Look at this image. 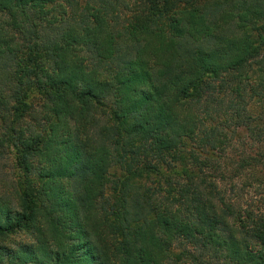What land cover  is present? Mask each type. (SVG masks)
<instances>
[{"label": "trees", "instance_id": "obj_1", "mask_svg": "<svg viewBox=\"0 0 264 264\" xmlns=\"http://www.w3.org/2000/svg\"><path fill=\"white\" fill-rule=\"evenodd\" d=\"M8 156L0 264H264V0H0Z\"/></svg>", "mask_w": 264, "mask_h": 264}, {"label": "rangeland", "instance_id": "obj_2", "mask_svg": "<svg viewBox=\"0 0 264 264\" xmlns=\"http://www.w3.org/2000/svg\"><path fill=\"white\" fill-rule=\"evenodd\" d=\"M255 106V105H254ZM258 110H260L261 106H257ZM15 183V170L13 166V160L11 157L0 159V190L2 192H7L9 194H13V185ZM258 186V185H255ZM263 188L254 187V189L250 188L245 193V198L253 199L257 205L259 204L263 195H261Z\"/></svg>", "mask_w": 264, "mask_h": 264}]
</instances>
